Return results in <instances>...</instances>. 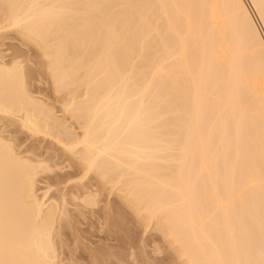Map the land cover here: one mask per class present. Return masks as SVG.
Here are the masks:
<instances>
[{
    "label": "bare ground",
    "instance_id": "6f19581e",
    "mask_svg": "<svg viewBox=\"0 0 264 264\" xmlns=\"http://www.w3.org/2000/svg\"><path fill=\"white\" fill-rule=\"evenodd\" d=\"M248 3L0 0L6 23L0 22V34L15 31L48 58L54 90L81 87L65 95L77 99L67 108L83 131L72 159L85 179L93 176L88 185L117 196L118 212L129 208L140 223H153L161 253L165 244L168 257L181 264H264V36L250 10L264 24V0ZM3 68L0 119L23 113L24 127L47 132L32 113L36 100L23 63ZM214 92L210 101L207 93ZM42 108L44 119L54 118ZM5 144L0 264H59L53 226L70 219L63 208L60 217L56 205L44 206L35 193L36 166L18 160ZM74 144L63 145L74 153ZM86 189H80L82 207L98 206L99 190ZM108 255H93L92 264H108Z\"/></svg>",
    "mask_w": 264,
    "mask_h": 264
},
{
    "label": "rangeland",
    "instance_id": "374dc122",
    "mask_svg": "<svg viewBox=\"0 0 264 264\" xmlns=\"http://www.w3.org/2000/svg\"><path fill=\"white\" fill-rule=\"evenodd\" d=\"M245 2L249 6L248 3L249 0L248 1L245 0ZM150 3L149 5L152 6L153 3L152 2ZM250 10L254 18L260 24V29L264 36V27H263L264 24H262L263 22L262 19H259L261 17L258 16L253 9L250 8ZM0 18L5 19L3 17ZM2 23H4L3 25H5L6 24L5 20L1 22V25ZM159 23L162 24L163 26L164 22L160 21ZM2 32L3 34H0V65L1 67H3L4 65V68L7 69V67L11 68L13 62L14 63L18 62V64L23 63L24 70L22 72L24 76L25 75L27 76L25 77L26 80L24 79L25 85H27V90L29 95L33 97V100L37 101V102L35 101V108L32 109V113H34L36 119L38 118L37 120L39 122L43 123V128L44 129L46 128L45 131L47 130L48 133L44 132V133H38L39 135L38 134L36 135L34 132L30 131L22 124L23 120L21 121L20 117L22 118L23 113H21L22 116H20V114L17 113L14 116H11V118L10 115H8L9 117L0 119V143H2V145L4 146L6 145L5 143H8V145L12 147L11 149L10 148L9 149L14 150V151L12 150V153L14 155L17 154L16 156H18L17 157L18 160L20 161L22 159H23L22 161L28 160L27 163L29 166L30 164L34 165V167L36 166V169H34V171L36 172L37 175V176L35 175L36 176L35 191L36 190L37 191L35 193H37V196L38 195L40 196L41 200L44 203V206L46 204V208L52 205H56L55 207L58 208V209L56 208L57 210L54 208V206H52V208L55 209V213L58 212L56 214L57 216L60 214L61 211L60 208H63L61 212L63 213L64 210V213L67 214L68 218L70 219V222H72L71 224L67 219L66 221L69 222L67 224L68 225L70 224L69 227H67L68 225L66 224V222L64 223L65 220H63L64 223L63 225L66 226L65 228L62 225V223H61L62 225L61 227L59 226L60 223H57V227L59 226L58 228H54L55 225L53 226L54 231L52 233L54 234H52V237L55 236L53 237V242L55 241V245L53 246L56 247V249L55 248L54 249L56 251L55 252L57 255L56 260L58 261V263L59 264H92V261H94V259L92 260L93 255L102 256L107 253V255L108 254L110 255V257L108 255V260L109 258H111L108 264H140L138 261H140L142 264L143 262L141 261V259L143 261L144 260L147 261V263L144 262L145 264H152V263L156 264L157 262H158L157 264H170V263L181 264V262L175 257H173V259L171 257L170 258L168 257L169 254L168 252H170V249H168L167 251V247L165 246V244L164 247L166 251H164L165 252L164 255L161 253V249L163 251V248H161V245L158 246L160 243L157 244L155 242L156 241L155 239L158 236L156 235L157 233L155 229L152 227L153 223L151 222L140 223L141 220L139 219L140 221H137L138 219H135L133 217V216L136 217V215L134 214L132 215V213L134 212L132 211L131 213L130 212L131 210L129 208H127L128 211H126V209L123 208L124 213L118 212L119 210L122 211V208L118 209L117 207L119 205L121 207V203H120L121 201L117 198V196L113 194H108L109 192H107L106 189L103 191V194H101L102 192H100L102 190L96 189L98 187H94L92 189V186H89L88 184H90L89 181L91 178H93V176L91 175L90 177L89 175L85 179L86 176L84 175L86 174L80 171L79 165H78L79 167L76 166L77 160L75 161L72 159L75 154L79 153V149L81 147L79 146L80 144H77L78 146H75L73 142H76L80 138L81 132L83 133V131H81L82 129H80L81 120L79 119V116L74 114L76 115L75 117H77V119L76 118L73 119L74 117L72 118V116L74 115L69 114L70 110L69 111L67 110V108L71 105V101L74 100L77 102V99L76 97H71L66 95L69 94L71 95V93H73V95L77 94L76 92L78 91V89H81V87L79 88L77 87V90H73L74 86L73 87L70 86V89L68 90L71 93L68 92L69 93L68 94L66 91L65 93L66 95L60 93L63 91V89L62 91L60 90V92L54 90L55 89L53 87L54 83H52L53 81L51 80V76H50L51 73L49 72L47 67L48 60L46 61V59L48 58L44 57V54H42V52L40 53V51L37 48H35L36 49L35 50L32 44L28 42L23 43L24 40L22 42L21 36H18L19 34L17 35L16 34L17 32L16 33L15 31L13 32L2 31ZM172 44L174 45L175 41L172 42ZM193 70L195 71V69ZM64 89L66 90V88ZM83 92H85L84 87H82V93ZM82 93L81 95L83 96L84 93L83 94ZM215 94L217 93L214 92L210 95L209 93H207V96H209L210 101L212 96L215 97L214 96ZM78 96L82 97L80 96L79 92H78ZM68 99L70 103L68 102ZM245 102L243 101V103L241 102V104L242 105L247 104ZM38 104H40L39 107ZM41 107H43L45 110L49 109L50 111H47L51 113V115L49 116L54 115L53 116L54 118L46 117V119H44V115L48 113H45L46 111L43 112L44 110L40 112L41 110L39 109ZM247 107L245 109H249L248 104ZM36 109L38 110L37 112L41 114H38L36 111H34ZM212 111L213 110H211V115H212L211 120L212 118L215 117L213 116V114L215 113L216 110H214V112ZM1 116L2 115L0 114V118H2ZM228 133H229L228 136L230 137L231 132L229 131ZM230 138L232 139V137ZM64 143L65 146L66 145L69 146L70 143L71 145L74 144L73 147H75L74 149H76V151L74 150V153H71L70 151L68 152V150L64 148L63 145ZM233 152L229 151V154L230 153L231 154L230 156H227L228 160L231 157L234 159ZM74 158H78V157L75 156ZM29 162L31 163L29 164ZM230 162L231 163L233 162L232 159ZM237 170H240V167H237ZM92 180L93 181L91 184L94 185L95 184L94 179ZM86 184L88 187L87 186L85 187ZM80 186L85 188H80ZM80 189L82 190L86 189L87 192H91V189L94 192L95 191L97 192L99 190L98 192L100 194L96 196V200L98 199L97 203L99 205L95 207V205H97L95 202V205L91 207H89L90 205H87L88 207L85 208L82 207V204L84 203H80V197H82L80 195L81 192ZM76 194H78L79 196L78 195L76 196ZM81 194L83 193L81 192ZM87 194H84L83 197L85 198ZM75 196L78 197L79 199L76 198ZM261 200L263 204L264 195L261 196ZM107 205L110 212H107L106 215L105 213L108 210H105V206L107 207ZM81 208L84 209L80 211ZM115 208L116 210L113 212L112 210ZM111 211L112 214L114 213L113 214L114 218L113 216L108 217V214H110ZM80 212L81 214L84 213L83 216L84 218L86 217L85 219L83 217L80 218ZM91 213L93 215H91ZM115 213H118L117 215L122 217L123 220L120 217H119L120 219L117 218L115 219V216L117 217ZM57 216L56 219L54 218L55 220L60 219L62 214L61 216L59 215L60 217H58V219ZM89 218H92L93 221L92 220L88 221ZM86 219L88 220L86 221ZM114 219L118 221L121 220L123 222L117 224L116 222L118 221H115ZM97 220L98 221L100 220L99 222H101L102 225L101 223L98 224L99 222ZM58 222H62L61 219ZM104 223H107V225H105ZM80 229H83L84 230V232H82L83 235L85 237L87 235L86 238L90 237V239L88 240L86 238L84 239L82 233L80 236ZM59 230H61L60 232L61 236L59 235L60 233L58 234V236H56L55 233L57 234ZM107 232H110L109 235L112 234L114 237L113 236L111 237L110 235V238L108 240L107 238L108 235H106ZM80 237H82L81 241H80ZM105 238H107V240ZM104 247L105 249L107 248L106 251H104L105 249L103 250ZM111 256H113V258ZM163 257H164L163 260L165 261L160 262L162 259L161 260L159 259Z\"/></svg>",
    "mask_w": 264,
    "mask_h": 264
},
{
    "label": "water",
    "instance_id": "95a60500",
    "mask_svg": "<svg viewBox=\"0 0 264 264\" xmlns=\"http://www.w3.org/2000/svg\"><path fill=\"white\" fill-rule=\"evenodd\" d=\"M147 50V49H146Z\"/></svg>",
    "mask_w": 264,
    "mask_h": 264
}]
</instances>
